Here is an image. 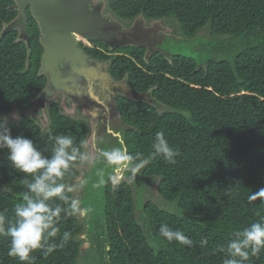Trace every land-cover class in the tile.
<instances>
[{"label":"trees","instance_id":"16d2710c","mask_svg":"<svg viewBox=\"0 0 264 264\" xmlns=\"http://www.w3.org/2000/svg\"><path fill=\"white\" fill-rule=\"evenodd\" d=\"M105 5L120 22L139 15L171 20L186 41L206 43L197 59L178 53L170 59L143 60V49H117L125 55L112 58L109 68L114 79L127 75L135 92L150 91L156 103L122 99L118 104L124 124L131 128L123 136L129 153L147 157L156 132L162 131L180 155L175 164L152 159L132 183L115 184L107 171L97 187V211L91 210L85 222L62 212L60 233L51 242L60 245L65 231L71 238L48 255L33 252L32 264H80L82 235L91 240L90 264H224L231 258L226 249L233 233L264 221V204L248 201L252 192L264 188V0H105ZM27 16L30 50L18 41L16 31L1 34L17 11L12 0H0V122L6 121L13 137L32 140L46 158H51L53 138L59 134L70 135L74 146L86 152L88 124L63 115L56 102L48 106L45 129L26 114L48 82L38 74L44 51L40 32L29 12ZM201 32L216 41L201 39ZM13 115L16 122L10 119ZM7 155V149H0L5 231L14 206L27 192L25 180L31 181L11 166ZM84 163L71 162L60 181L69 201L75 197L67 188ZM98 164L106 166L96 162L85 179L99 172ZM151 186L164 205L146 199ZM85 189L81 206L90 208ZM52 206L67 209L68 202L56 198ZM161 224L182 231L192 245L168 242L159 235ZM9 246V238L0 235V264H22L8 256ZM246 264H264V251Z\"/></svg>","mask_w":264,"mask_h":264},{"label":"clouds","instance_id":"9594fccd","mask_svg":"<svg viewBox=\"0 0 264 264\" xmlns=\"http://www.w3.org/2000/svg\"><path fill=\"white\" fill-rule=\"evenodd\" d=\"M32 113L34 114L33 111ZM53 139L55 141L53 154L51 158H46L32 140L23 136L13 137L6 121L0 122V149H7V160L17 172L31 177V181L25 180L27 192L24 193L22 201L14 206L13 219L7 221L6 231L2 227L6 217L0 212V235L9 238L10 243L8 256L17 258L22 264L25 262L32 264V253L37 250H43L44 254L48 255L69 241L71 234L65 231L60 245L51 242L60 233L58 225L62 212L68 217L82 218L91 212V208L81 206L82 201L79 198H72L69 201V197L64 194L65 183L60 181L65 177L71 162L77 159L87 161L93 157L75 147L70 135L59 134ZM83 145L84 141H81V146ZM118 145L98 151V156L103 158L106 168L110 169L109 179L117 183L121 180L132 182L136 174L152 159L162 158L168 164H175V158L180 155L176 148L170 146L162 131L156 132L152 151L147 157L142 154H130L123 139L118 140ZM93 151H96L95 145ZM102 183L104 181L99 180L92 186L95 188ZM56 198L67 201L68 208L52 206ZM258 199L264 204V188L248 196L250 203ZM159 235L168 242L176 241L187 246L193 243L182 231L173 230L167 224H161ZM233 235L235 238L228 242L226 249L231 258L226 259L224 264H246L250 257H259L264 251V221L253 222L242 230L235 231ZM206 244L207 240L202 239L201 245Z\"/></svg>","mask_w":264,"mask_h":264},{"label":"water","instance_id":"95a60500","mask_svg":"<svg viewBox=\"0 0 264 264\" xmlns=\"http://www.w3.org/2000/svg\"><path fill=\"white\" fill-rule=\"evenodd\" d=\"M17 17L2 30V35L17 31V39L30 50L27 34L29 12L40 32L43 55L39 75L47 76L48 82L28 108L34 113H44L48 103L59 94L64 104L83 108L95 81L109 82L106 63H99L87 55L75 42V36L97 41L111 49L127 46L122 40L132 29H125L110 14H103L104 4L95 6L93 0H12ZM94 5V6H93ZM122 84H125L123 82ZM91 97V96H90ZM92 98V97H91ZM135 101L136 94L129 95ZM1 188V186H0Z\"/></svg>","mask_w":264,"mask_h":264},{"label":"flooded vegetation","instance_id":"af4514ba","mask_svg":"<svg viewBox=\"0 0 264 264\" xmlns=\"http://www.w3.org/2000/svg\"><path fill=\"white\" fill-rule=\"evenodd\" d=\"M93 2L95 3V6L102 3L105 5V0H93ZM103 14H110L106 10V5L104 6ZM118 22L121 23L125 29L133 28L132 32L122 40V43L127 44V46L117 47L114 50L107 46L109 50H105L103 47L95 44L97 41H91L79 36L75 37L78 46L83 49L87 55L99 63H106L108 65L106 70L110 76V81L106 83L101 82L100 79L99 81H95L93 91L90 93L92 98L85 94V97H88V105L85 106L84 109L77 107L76 103L73 105L64 104L61 94L56 98L57 102L60 103L64 109L77 113L81 117V120L86 122L89 126V134L86 140V152H89V154L92 152V163L88 165L87 169L82 168L81 171H78L79 176L73 182L74 185L83 184L84 186L86 180L85 175L89 172L92 173L93 165L96 162L103 161V158L98 156V151L100 149L109 148L110 144L108 141H114L117 145L118 140L123 139L125 132L131 130L130 127L124 124L121 113L119 112L118 104L122 99L135 101L130 99L129 95L136 94L137 97L141 99L139 101L151 106L156 105L151 98L150 91L139 93L135 92L130 87L127 75L120 80L114 79L113 76H111L109 68L112 63V58L125 55L124 53L116 52V50L127 47L134 49L139 48L144 50L142 55L143 60H150L154 56H162L165 59H170L173 57V54L168 50V46L171 45L172 47L177 42L186 41V39L181 36L177 25L171 22V20H151L139 15L132 21ZM126 56L129 57L128 55ZM102 57H107L108 59L105 58L103 60ZM123 82H125V84H122ZM32 111L33 109L30 108L26 114L32 113ZM34 114L40 119L44 116V114H40L39 112ZM117 133L119 134L118 136ZM94 145L95 152L93 151ZM125 181L130 183L127 180ZM115 184H117V182ZM132 187L134 190L136 189V185H133ZM149 188L150 187L147 189ZM149 197L150 195L148 194L147 198L152 202Z\"/></svg>","mask_w":264,"mask_h":264},{"label":"rangeland","instance_id":"374dc122","mask_svg":"<svg viewBox=\"0 0 264 264\" xmlns=\"http://www.w3.org/2000/svg\"><path fill=\"white\" fill-rule=\"evenodd\" d=\"M177 28H178V26H177ZM198 36L201 37V39H203V40L205 39L208 42L216 41L215 38L208 36L207 32H201V33H199ZM205 45H206L205 42H202L198 39H195L192 41L177 42L172 47H171V45H169L168 50L171 51L172 54H178V53L179 54H185L187 56H191L192 58L197 59V57L198 58L201 57L200 49L204 50V48L206 47ZM221 47H222V45L219 46V48H221ZM219 55H222V53H220ZM53 102H56L58 105H60V112L63 115H65L71 119H74V120L81 119V117L77 113H74V111H69V110L64 109L61 106V104L57 102V99H55ZM50 103H48L47 107L49 106ZM43 114H44V116L42 119H40L38 116L34 115L33 113H28L27 116L32 118L33 120H35L37 122V124H39L43 129H45V128H47V124H46V122H47V115H46L47 110ZM10 119L12 121H15V122L18 120V118L15 115L11 116ZM108 143L110 144V146L107 149H110L111 147H115V145H116L114 141L113 142L108 141ZM86 153L89 154V152H86ZM89 155L92 156L93 155L92 152ZM92 159L85 161V163L82 166H80L78 171H81L82 168L87 169L88 165L92 163L91 162ZM98 165H99L98 166L99 172L94 173L91 177H88V179H86L84 182V186L87 188V192L89 193V197H90L89 198L90 208L93 211L96 210V208H97V197L99 196V192H98L99 188H97V187L94 188L92 185L97 183L99 180H103V178L106 176L107 171H110V169H107L106 166H104L103 164H98ZM114 183H116V182L114 181ZM101 185L102 184H100L99 186H101ZM84 186H83V184H81V185L80 184L79 185L73 184L71 187H68L67 189L73 193V196L75 198H79L81 200L83 193L85 191ZM148 194L150 195L149 198L152 200L153 204H157L160 206L164 205V203L162 201H160V199L158 198L154 186H151L148 189ZM146 199H148V198H146ZM77 217L81 221H84V222L86 221V219H85L86 217H83V218L79 217V216H77ZM137 219L141 224H143V221L140 219V217H138V215H137ZM80 239L83 240V245L81 247L80 264H90V261H92V257L89 256L92 254L90 237L88 238L86 235H83L82 237H80ZM84 259L85 260L89 259V262H85V261L83 262ZM91 264H96V263L93 262Z\"/></svg>","mask_w":264,"mask_h":264}]
</instances>
